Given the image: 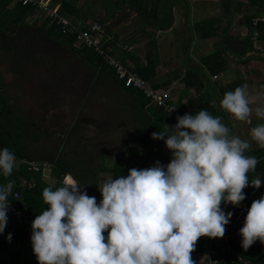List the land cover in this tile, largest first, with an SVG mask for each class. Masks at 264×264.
<instances>
[{
    "label": "clouds",
    "instance_id": "9594fccd",
    "mask_svg": "<svg viewBox=\"0 0 264 264\" xmlns=\"http://www.w3.org/2000/svg\"><path fill=\"white\" fill-rule=\"evenodd\" d=\"M260 95L241 85L225 92L220 106L237 121L250 122L253 113L264 120ZM171 128V134L151 133L171 151L170 162L101 180L99 203L71 177L55 190L43 189L47 210L31 223L37 264H197L191 254L198 240L226 233L233 213H225L222 203L238 206L246 187L261 186L259 177L250 182L247 175L259 161L246 155L252 150L249 140L230 135L221 118L204 109L178 116ZM249 134L264 148V123ZM15 163L12 151L0 149L3 176L11 175ZM14 186L11 180L0 185V233ZM239 234L244 250L257 240L264 244V195L252 201Z\"/></svg>",
    "mask_w": 264,
    "mask_h": 264
},
{
    "label": "crops",
    "instance_id": "0c3cea01",
    "mask_svg": "<svg viewBox=\"0 0 264 264\" xmlns=\"http://www.w3.org/2000/svg\"><path fill=\"white\" fill-rule=\"evenodd\" d=\"M39 1L49 4L52 0ZM63 1L74 8V15L66 13L69 21L81 26L101 22L103 46L128 70H145L148 85L166 90L171 107L179 116L196 114L204 109L221 118L230 135L252 143V150L246 155L256 157L264 167V148L251 141L249 134L252 127L264 120L253 113L250 122L237 121L220 106L224 93L241 85H247L254 97L264 94V26L254 28L256 22L264 20V10L258 12L259 3L249 5L248 0H155L156 3L151 1L146 9L154 16H150L153 22H141L137 12L129 8V0H110L112 10L99 11L93 10L100 0L91 2L89 10L84 9L82 0ZM134 1L138 6L141 4L139 0ZM155 7L156 13L153 12ZM88 16L93 17L89 19ZM145 33L150 38H145ZM129 39L134 42L128 43ZM149 39L155 40L150 62L144 51L151 42ZM259 101H264V95L259 96ZM174 123L176 121L171 117L161 124L157 122L163 127L160 132L166 134L173 132ZM155 141L164 143L163 140ZM168 157L172 158L171 152ZM257 177L262 183L259 188L251 187L253 193L245 196L247 211L253 200L264 195V171L255 173L252 179ZM247 211L228 229L229 246L241 245L239 229ZM214 242L219 250L223 247L222 238H213ZM253 246H258L264 255V244L257 240ZM191 256L197 264H205L203 251L192 252Z\"/></svg>",
    "mask_w": 264,
    "mask_h": 264
},
{
    "label": "trees",
    "instance_id": "16d2710c",
    "mask_svg": "<svg viewBox=\"0 0 264 264\" xmlns=\"http://www.w3.org/2000/svg\"><path fill=\"white\" fill-rule=\"evenodd\" d=\"M129 1H131L129 2V8H132L138 15H143V13L140 12V5L138 6V4H135L134 0ZM156 1L154 0V3H156ZM250 1L252 4H260L258 5L260 8L258 12L264 10V0ZM55 4L58 5L57 12L62 17L66 18L68 15L72 16L75 14L74 8L67 2H62V0H52L51 3L47 5L54 7ZM156 8L157 7H155V11H153L155 13ZM147 13L151 16V12L147 11ZM96 24L100 26L102 31L101 34H98L100 48L105 53L115 57L102 44L104 28L100 25L101 22ZM88 25H83L80 29L84 30ZM263 26L264 20L256 22L254 28L257 29ZM32 39L39 40L41 44L47 47L43 49L45 52L42 58L40 55L42 52L38 48L29 49L28 45ZM74 40L73 35L62 33L61 28L54 23H49L46 17L42 15L38 17L34 16L30 6L21 5L18 0H0V53L7 57L12 73L17 71L18 75H23V70L27 69V66L25 67L23 65L30 63L32 66H36L41 60H43L42 66H54L55 63L52 59H55V57L60 58L62 54H68L75 59L77 67H84L86 69L85 72L80 75L81 84H83V93L87 94L91 87L94 86V82L98 80L108 83L116 92L117 97L122 98V101L120 99L119 103L125 102L133 109V118L135 117L136 121L141 125L144 135L142 134V139L138 145L134 144L130 146L125 144L118 156L107 157L98 155L97 160L99 163L97 162V169L91 174L93 186L89 187L88 184L83 183L81 180L82 178H79L72 166L59 157L58 152L54 155H45L42 154L43 152L37 155L35 154L33 149L37 146L38 138L39 135L41 136V133H39L38 130L35 131L28 128L27 116L19 110V106L11 105V98L7 96L4 89H0V149L8 148L16 157L15 167L11 175L5 177L0 173V185H4L10 180L15 181V186L8 200H12L13 193H18L20 199L15 201L17 208L33 217L39 215L43 210H47V205L44 204L42 199V191L45 187L51 186L53 190H55L63 186L71 177L83 186L82 190L85 191L87 195L95 193L101 198V194L98 190L100 180L97 182L98 173H103L106 176L108 175L107 177L111 176L112 178H117L119 176L126 177L129 169L149 168L152 167L156 161L166 166L171 160L170 157H168L171 151L166 148L165 143L156 142L152 138L147 140L148 135L155 132L157 129L158 131L163 129L162 126H158L157 122L161 124L167 121L169 118L168 114L159 108L153 107L144 99L140 92L130 88H124L122 83L116 79L114 70L110 66L104 64L101 56L96 53L93 48H86L85 46L76 47ZM115 59L117 58L115 57ZM131 72L148 85L146 82L147 75L145 70H135ZM148 86L151 89H156L155 86ZM175 124L176 123H174L173 126ZM127 152L134 154V158L124 157ZM29 162L39 165L41 169L44 164L46 168L43 169V174H47L42 176L40 168L37 172L28 170ZM261 166L262 163H258L255 169ZM253 175L254 174L249 177V180L252 179ZM251 187L252 186L249 185L243 190L245 196L251 192ZM244 200L242 202H244ZM224 205L225 204L222 203L221 207L223 208ZM237 208H239V206L232 205L227 212H231L233 209ZM230 224L231 222L228 223V225ZM11 230L13 233L12 244H5L0 238V264H37L36 257L32 252V245L27 246L23 242L22 231L14 224ZM104 235L107 236V232H105ZM203 238L210 245L209 238ZM203 238L198 240L193 252L199 253L203 251ZM226 243L233 253L238 254L248 264H264V255L258 246L252 245L247 250H244L240 244H236L235 246L231 244L229 246L228 240ZM223 253L222 251V254ZM224 256L231 264H235L232 256L226 254ZM217 258L219 257L217 256ZM220 263L226 264L221 259Z\"/></svg>",
    "mask_w": 264,
    "mask_h": 264
},
{
    "label": "rangeland",
    "instance_id": "374dc122",
    "mask_svg": "<svg viewBox=\"0 0 264 264\" xmlns=\"http://www.w3.org/2000/svg\"><path fill=\"white\" fill-rule=\"evenodd\" d=\"M82 1L84 9L89 10L94 0ZM139 1L143 15H139L138 19L141 22L152 21L154 16L151 15V18L146 9L154 0ZM248 3L252 4L250 0ZM109 4L112 5L110 0H100L93 11L112 10ZM92 17L88 16L89 19ZM145 38L150 37L145 33ZM133 42L128 40V43ZM28 47L38 48L42 52L41 58L45 52L43 49L47 48L37 39H32ZM154 47L155 40L144 47L149 62L152 61ZM61 57L52 59L54 66H42L43 60L36 66L30 63L23 65L27 69L23 70V75H18L17 71L12 73L7 57L0 53V89H4L11 98V105L19 106V110L27 116L28 128L41 133L37 146L31 148L35 154L54 155L58 152L83 183L92 187L91 174L97 169V156H118L125 144L138 145L144 133L139 122L133 118V109L125 102L119 103L122 98L117 97L108 83L98 80L87 94L83 93L80 75L86 69L77 67L75 59L68 54ZM150 139L151 134L147 136V140ZM134 156L127 152L124 157ZM40 173L42 176L47 174ZM107 176L98 173L97 182ZM89 196L96 197L97 203L101 200L95 193Z\"/></svg>",
    "mask_w": 264,
    "mask_h": 264
},
{
    "label": "built area",
    "instance_id": "2783aa9c",
    "mask_svg": "<svg viewBox=\"0 0 264 264\" xmlns=\"http://www.w3.org/2000/svg\"><path fill=\"white\" fill-rule=\"evenodd\" d=\"M21 5H27L32 8L33 15L44 16L49 20V23H54L58 27L61 28L62 33H67L74 36V44L76 47L78 46H85L86 48H93V50L98 53L102 61L105 65L110 66L115 73L116 79L122 83L124 88H130L135 91H138L142 94L144 99H146L153 107L161 109L163 112L167 113L169 117L176 118L179 116L175 111H171L173 109L170 105V97L169 93L166 90L161 89H151L142 79L136 76L134 73L129 71L126 67H124L115 57L105 53L102 51L99 45V38L98 34H101V28L96 23H90L88 27L84 30H81V25L79 23H72L68 19L62 17L55 7H50L42 3L39 0H18ZM28 170L37 172L40 168L41 171L45 169V165H42V169L39 165L29 162ZM254 191V190H253ZM251 190V194L253 193ZM249 193V194H250ZM248 194V195H249ZM18 193H13L12 200L8 202V209H7V224L6 227L1 233L0 238L1 241L5 244H12L13 243V233H12V225L14 224L16 227L20 229L23 233V242L25 245H31V223L35 219L33 216H29L25 214L22 210L18 209L16 206V200H19ZM239 208L233 209L231 212L233 215L230 218L231 224L235 223L239 217L247 211L244 202H241ZM227 213V211L225 212ZM230 225H226V233L222 237L223 247L220 251L224 252L226 255H230L234 258L235 264H248L244 261L238 254L233 253L227 245V231L230 228ZM11 234V240L9 241L8 236ZM203 258L205 264H212L211 261H215V264H221L220 259L217 258L216 252L213 248L206 242L203 238ZM223 253V254H224ZM224 254V255H225Z\"/></svg>",
    "mask_w": 264,
    "mask_h": 264
},
{
    "label": "water",
    "instance_id": "95a60500",
    "mask_svg": "<svg viewBox=\"0 0 264 264\" xmlns=\"http://www.w3.org/2000/svg\"><path fill=\"white\" fill-rule=\"evenodd\" d=\"M259 171H264V167H261V168H258V169H254L253 172H250L248 173V177H250L252 174H255ZM232 205L231 204H225L224 207L222 208L224 212H226L229 207H231ZM209 242L211 244V247L213 248V250L216 252L217 256L222 260L224 261L226 264H231L227 259L226 257L222 254V252L214 245L213 243V238H209Z\"/></svg>",
    "mask_w": 264,
    "mask_h": 264
}]
</instances>
